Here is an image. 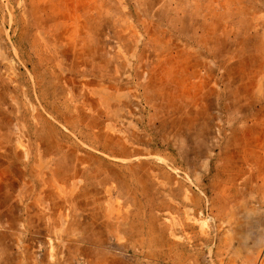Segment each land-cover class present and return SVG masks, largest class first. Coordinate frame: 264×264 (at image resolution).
<instances>
[{
	"label": "rangeland",
	"instance_id": "1",
	"mask_svg": "<svg viewBox=\"0 0 264 264\" xmlns=\"http://www.w3.org/2000/svg\"><path fill=\"white\" fill-rule=\"evenodd\" d=\"M0 264H264V0H0Z\"/></svg>",
	"mask_w": 264,
	"mask_h": 264
}]
</instances>
